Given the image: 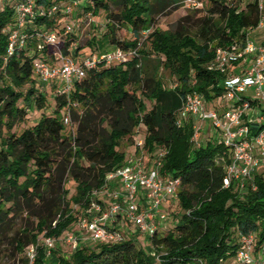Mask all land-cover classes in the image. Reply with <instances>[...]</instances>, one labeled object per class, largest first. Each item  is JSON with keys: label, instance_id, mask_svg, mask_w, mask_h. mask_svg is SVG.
Wrapping results in <instances>:
<instances>
[{"label": "trees", "instance_id": "16d2710c", "mask_svg": "<svg viewBox=\"0 0 264 264\" xmlns=\"http://www.w3.org/2000/svg\"><path fill=\"white\" fill-rule=\"evenodd\" d=\"M196 1L205 17L192 35L158 26L159 16L187 0H33L34 15L23 22L16 1L0 0V264L6 258L28 264L22 255L40 235L60 236L80 216H89L92 202L107 205L98 191L126 163L124 141L134 153L167 151L160 174L180 180L167 211L171 225L142 234L144 244L124 233L123 241L78 243L68 254L51 249L56 255L50 260L37 245L34 264H226L245 250L242 237H252L250 261L238 263L264 264V171L254 173L243 191L237 182L224 187L233 152L223 131L212 127L197 143L194 126L203 133L201 124L181 114L189 93H199L208 110L222 114L230 107L218 99L225 98L224 81L235 65L225 71L209 66L217 48L243 42L256 29L260 0ZM102 15L104 31L88 44L99 49L105 41L112 51L128 54L124 61L87 67L68 92L34 75L39 59L57 64L48 33H55L63 56L78 62L108 52L87 54L79 40L80 25ZM121 28L129 40L117 38ZM14 31L24 43L10 51ZM250 102L264 117L261 102ZM31 112L39 117L26 125ZM250 126L255 133L264 120Z\"/></svg>", "mask_w": 264, "mask_h": 264}, {"label": "built area", "instance_id": "2783aa9c", "mask_svg": "<svg viewBox=\"0 0 264 264\" xmlns=\"http://www.w3.org/2000/svg\"><path fill=\"white\" fill-rule=\"evenodd\" d=\"M14 1L17 2L19 22L34 15L33 0ZM187 3L201 5L196 0H187ZM259 6L261 19L256 29L264 28L262 0ZM66 10L70 12L72 5H68ZM69 29L68 26L67 31ZM45 38L46 43L55 48L57 64L52 66L39 59L34 64L33 72L43 83H59L60 92H68L73 81L83 77L86 68L94 66L98 61H104L107 64L120 63L128 57V54L117 49L84 57L78 62L61 54L58 47L59 40L55 33H48ZM15 43L20 45L24 43V37L18 36L17 31L10 36V51L13 50ZM229 65H235L238 70L229 72L224 81L225 98L230 104L224 113L208 110L199 93H189L181 111L182 115L188 114L200 124L210 122L211 127L223 131L224 143L233 152L231 163L226 169L224 187H229L233 182L238 181L245 186V183L252 179L256 169L264 164V128L252 133L250 126L252 123L259 125L264 120V117L256 111V107L250 106L251 99L264 102V42H254L248 33L243 42H234L227 48H217L209 68L225 71ZM248 91H251V94ZM64 122L68 123V118H65ZM194 128L195 133L192 139L196 141L200 126L195 125ZM141 144L142 140L137 138L136 145ZM166 153L165 149L156 150L149 164H146L142 151L140 157H137V153L128 154L126 163L107 175L98 191L107 205L102 202H92L88 210L89 216L81 220V226L92 241L102 243L123 241L124 233L114 224L119 223V217H124L144 235H151L160 223L167 221L168 212L163 209V205L170 203L175 197L180 180L161 176L160 167ZM66 241L72 249L79 243L78 238L73 234H69ZM53 242L52 238H46V247L51 249ZM241 242L245 250L239 251L237 260L250 261L247 250L252 244V237H242ZM25 251L28 263L34 264L36 258L34 245H29ZM262 254L264 256V246Z\"/></svg>", "mask_w": 264, "mask_h": 264}, {"label": "rangeland", "instance_id": "374dc122", "mask_svg": "<svg viewBox=\"0 0 264 264\" xmlns=\"http://www.w3.org/2000/svg\"><path fill=\"white\" fill-rule=\"evenodd\" d=\"M203 8L202 5H192V4H186L185 6H181L178 7L175 10H171L169 12V14H163L161 16H159V27L160 28H167V29H171V30H183L189 34H196L200 28V26L203 23V17H205V13L201 10ZM74 14L71 15V17L73 18ZM92 20H90L89 18H87V20L80 25L79 28V40H80V45L82 47H84V51L88 54L90 52H103L104 50L111 52L113 50V47L111 44L103 41L100 43V48H97V45L94 44L93 46H89L88 41L92 38V36L95 34V37H99V33H102V31H104V16L102 15L100 18L97 17H91ZM264 32V30H262ZM249 36L250 38L256 42L259 43L262 38L263 35L260 34L259 31L257 30H249ZM117 38L120 40H129L130 39V34L127 31V29L125 28H121L117 30ZM95 42H97V39H95ZM102 48V50H101ZM235 70L237 71V67L235 68ZM162 75L165 77L168 76L166 71H162ZM171 80H169L170 83ZM249 94H251V91H248ZM218 101H224V103H229V100L226 98H220L218 99ZM261 108H264V102H261ZM256 111L258 112L259 115H262L261 109L260 107H256ZM28 121L26 123V125L33 123L38 117H39V112H31L28 115ZM263 117V116H262ZM253 120L255 118L252 117ZM252 122V121H251ZM211 128L206 130L201 129L202 131H204L203 133H198V136L196 138L197 143L201 142L210 132H211ZM141 129V132H143V129ZM142 134V133H141ZM193 138V137H192ZM193 140V139H192ZM131 149V145L130 143H128L127 141H124V143H122V150L126 151V153H129ZM153 154L154 153H143V156L145 159H148V164L152 161L153 159ZM142 156V154L137 153V157ZM147 164V163H146ZM260 166H264V165H260ZM260 166L256 169V171L254 173H260L261 171H264V168H260ZM253 181L252 179L250 180V182ZM238 187L241 191L244 190L245 186H243L241 184V181H238ZM67 187L70 188V194H72L74 192V182L70 179L67 183H66ZM173 206V201H170V203L168 204V209H171V207ZM84 218V216H80L78 218V220L74 223H72L70 225V227L60 236H55V237H50L53 239V247L51 249L56 250L58 253H62V254H68L70 253L72 247L71 245L66 241V238L69 234H73L75 235L78 240L79 243H83V244H91L94 245V241H92L89 237L88 234L85 232L84 228L81 226V220ZM169 218V217H168ZM121 221L124 223H127V221L124 219V217L121 218ZM172 223L171 220L167 219V221L165 223L162 224H166V227L170 226ZM116 227L120 228L119 223H114ZM123 232V229H120ZM138 231H130V236L131 237H135L136 240L138 241V243H145V239L142 238L143 235L141 233H137ZM124 233V232H123ZM48 238L47 236H44L43 234L39 236L37 242L34 245V247L36 248V255H37V245L43 247V253H44V257L50 260V257H55L56 254H54L52 252L51 249H48L45 245V239ZM137 243V244H138ZM138 244V245H139ZM26 250V249H25ZM26 251H24V254L22 255L23 258L27 259L26 257ZM3 264H24L21 260L17 259H11V258H6L3 261ZM29 264V263H28ZM226 264H239L237 259H233L230 262H227Z\"/></svg>", "mask_w": 264, "mask_h": 264}, {"label": "crops", "instance_id": "0c3cea01", "mask_svg": "<svg viewBox=\"0 0 264 264\" xmlns=\"http://www.w3.org/2000/svg\"><path fill=\"white\" fill-rule=\"evenodd\" d=\"M253 30H257V31H259L260 32V34H262L263 35V38H262V40L260 41V42H264V32L262 31V30H264V28H261V29H253ZM259 42V43H260ZM236 71V70H235ZM201 126H202V129L203 130H208V129H210V127H211V123L210 122H205V123H201ZM142 132H141V129H140V131H139V135L141 134ZM134 151H135V148L134 147H132L131 146V149H130V151H129V153L131 154V153H134ZM261 168H264V166H260V168L259 169H261ZM163 209L164 210H166L167 211V209H168V203H165L164 205H163ZM121 218L122 217H119L118 218V222H119V224H121L120 225V229H123V232L124 233H127L128 235H130V231H136L137 230V228H136V226L135 225H133V224H131V223H129V222H127V223H123L122 221H121ZM160 225H163L162 223H160Z\"/></svg>", "mask_w": 264, "mask_h": 264}]
</instances>
